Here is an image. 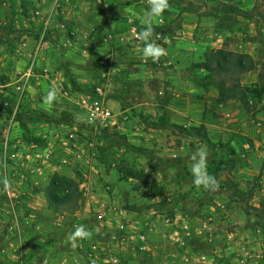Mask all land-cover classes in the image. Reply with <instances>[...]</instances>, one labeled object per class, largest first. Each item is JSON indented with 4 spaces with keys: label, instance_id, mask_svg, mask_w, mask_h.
<instances>
[{
    "label": "rangeland",
    "instance_id": "374dc122",
    "mask_svg": "<svg viewBox=\"0 0 264 264\" xmlns=\"http://www.w3.org/2000/svg\"><path fill=\"white\" fill-rule=\"evenodd\" d=\"M167 2L150 18L151 0H0V264H264V96L223 101L197 68L248 55L225 80L254 88L264 0ZM200 149L215 190L193 183ZM61 178L79 196L56 209Z\"/></svg>",
    "mask_w": 264,
    "mask_h": 264
},
{
    "label": "trees",
    "instance_id": "16d2710c",
    "mask_svg": "<svg viewBox=\"0 0 264 264\" xmlns=\"http://www.w3.org/2000/svg\"><path fill=\"white\" fill-rule=\"evenodd\" d=\"M10 6L14 9V0H9ZM225 12L226 21L234 23L236 18L229 16L231 13L244 18H249L247 12H242L240 9L232 6H227ZM222 9V10H224ZM1 45V39H0ZM256 66L254 60L245 54H234L223 49L210 52L205 61L197 66L198 69H203L206 72L204 79L213 80L215 77L218 82H213L219 88V97L223 101L232 97L238 98L244 106H248L247 95L264 96V72L259 75V81L254 84V88L240 87V84L233 81L232 84H227L225 77L227 75L239 76L243 73L253 70ZM204 84V83H203ZM244 91V92H242ZM248 91V92H245ZM25 131L27 127L23 125ZM54 190H49L45 193L47 202L50 207L59 209L68 205H74L79 196L78 189L75 183L69 179L61 178L53 185Z\"/></svg>",
    "mask_w": 264,
    "mask_h": 264
},
{
    "label": "clouds",
    "instance_id": "9594fccd",
    "mask_svg": "<svg viewBox=\"0 0 264 264\" xmlns=\"http://www.w3.org/2000/svg\"><path fill=\"white\" fill-rule=\"evenodd\" d=\"M168 7L167 0H151V6L147 12L148 17H159L164 10ZM151 26L147 27L139 33V39L144 41V47L142 49V56L145 58H151L154 62L159 59L160 56L164 54V49L158 46L154 41L149 42V37L151 35ZM56 97L55 89L48 91L45 97L46 102L52 103ZM206 151L200 149L196 154L193 155L192 173H193V183L197 186H203L206 189L215 190L217 187L215 178L206 173ZM5 187L8 186V182L4 181ZM91 233L85 229L84 226L75 227L72 235L69 237L70 241H75L77 238H86L90 236Z\"/></svg>",
    "mask_w": 264,
    "mask_h": 264
},
{
    "label": "built area",
    "instance_id": "2783aa9c",
    "mask_svg": "<svg viewBox=\"0 0 264 264\" xmlns=\"http://www.w3.org/2000/svg\"><path fill=\"white\" fill-rule=\"evenodd\" d=\"M142 249L147 250V246L146 245L142 246Z\"/></svg>",
    "mask_w": 264,
    "mask_h": 264
}]
</instances>
